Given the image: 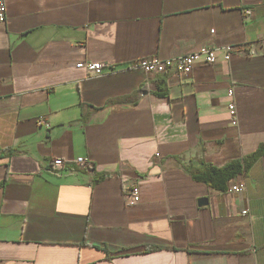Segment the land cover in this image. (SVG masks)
I'll return each instance as SVG.
<instances>
[{"label": "crops", "instance_id": "0c3cea01", "mask_svg": "<svg viewBox=\"0 0 264 264\" xmlns=\"http://www.w3.org/2000/svg\"><path fill=\"white\" fill-rule=\"evenodd\" d=\"M4 1L0 264H264V154L195 177L264 145V0ZM202 46L217 59L188 75L130 66Z\"/></svg>", "mask_w": 264, "mask_h": 264}, {"label": "built area", "instance_id": "2783aa9c", "mask_svg": "<svg viewBox=\"0 0 264 264\" xmlns=\"http://www.w3.org/2000/svg\"><path fill=\"white\" fill-rule=\"evenodd\" d=\"M246 14H250L251 10L246 9ZM6 17V4L4 0H0V22H3ZM259 43L264 46V36L259 39ZM234 46L232 45H226L222 48L223 52V58L225 60H229L231 58L232 52L234 50ZM217 53L218 50L215 48H210L207 46H202L200 49L196 51H192L183 55H178L174 57L169 58H161L159 56H151V57H143L140 58L133 63H131V67L134 68H140L144 70L147 73L152 74H159V73H165V71L168 68H174L177 72L180 74L188 75L192 72L195 65L199 62L209 65L213 64L217 59ZM253 53V51H251ZM79 66H82L86 69L87 72L91 74H99L103 70V63L101 62H87L82 61L78 63ZM234 95V89L233 87H230L227 91V96L229 97V103H228V114L231 124L236 125L237 124V108L235 101L233 99ZM37 123L45 124L46 126H49V123H47L43 118L37 119ZM68 162L66 159L57 157L54 158L52 161L53 167H64ZM74 164L77 166H81L85 169H91L93 168V162L88 157H77L73 161ZM246 188V185L244 182L235 183L231 186V191H243ZM128 197V203H135L139 201V185L138 183H133L131 187L128 190L127 193ZM244 214L247 213V210L244 209L242 211Z\"/></svg>", "mask_w": 264, "mask_h": 264}, {"label": "trees", "instance_id": "16d2710c", "mask_svg": "<svg viewBox=\"0 0 264 264\" xmlns=\"http://www.w3.org/2000/svg\"><path fill=\"white\" fill-rule=\"evenodd\" d=\"M15 153L14 149H9L4 153V156H11ZM260 154H264V145H260L253 153L247 157L242 158L241 160H234L222 167H215L213 165H206L203 170H200L195 173V177L200 180H213V181H222L231 180L235 175L240 173L243 168L248 167ZM164 248L162 246L146 247L145 251L156 250Z\"/></svg>", "mask_w": 264, "mask_h": 264}]
</instances>
